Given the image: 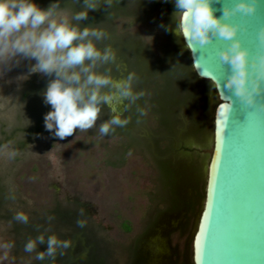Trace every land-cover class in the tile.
Returning <instances> with one entry per match:
<instances>
[{
	"label": "rangeland",
	"instance_id": "obj_1",
	"mask_svg": "<svg viewBox=\"0 0 264 264\" xmlns=\"http://www.w3.org/2000/svg\"><path fill=\"white\" fill-rule=\"evenodd\" d=\"M167 2L174 4V0ZM34 3L45 10L58 3L70 20L75 12L85 10L84 0ZM63 3L66 4L61 6ZM102 12L119 14L92 26L108 33V38L97 47L110 46L116 53V62L99 71L110 72L115 79L133 73V91L143 92L134 104L127 100L119 102L126 107L121 116L129 119L126 126L101 136L99 124L113 115L112 109L104 106L96 129L77 130L63 140L45 132H31L45 116L48 105L42 93L36 97L22 96L30 92L32 81L40 84L42 92L49 77L29 74L30 65L36 61L26 59L0 77V147L8 145L18 152L11 160L0 154V240L14 243L10 261L5 264H180L182 259L184 264H192L191 240L198 216L191 232L188 227L183 234L172 235L184 223V208L167 211L156 203L157 173L149 153L140 146H130L128 139L116 132L134 129L137 137L151 144L149 131L155 126L156 117L148 99L153 96L150 87L156 85L158 61L163 60L175 81L167 85L173 90L169 96L161 94L158 100L159 108L167 107L174 114L173 136L165 162L176 180L179 201L186 203L194 170L189 154L179 148L182 143L196 144V116L200 110L205 114V135L212 151V115L207 102L216 99L214 86L196 76L182 38L161 27L170 25L175 29L174 11L162 5L155 7L151 0H114L111 8L101 0L98 10L88 11V18ZM83 22L71 20L80 27ZM134 114L141 120L136 125L131 120ZM41 127L45 128L44 122ZM203 159L202 155L201 175L205 179L208 160L204 164ZM155 208L158 210L148 223ZM17 212L29 217L27 224L14 219ZM78 220L85 221L86 226L79 227ZM41 234L46 239L55 234L70 241V247L62 254L58 252L55 259L36 260V252H25L24 247L29 239ZM134 239L137 244L133 258L126 262L122 247ZM46 247L40 244L36 251H45Z\"/></svg>",
	"mask_w": 264,
	"mask_h": 264
},
{
	"label": "clouds",
	"instance_id": "obj_2",
	"mask_svg": "<svg viewBox=\"0 0 264 264\" xmlns=\"http://www.w3.org/2000/svg\"><path fill=\"white\" fill-rule=\"evenodd\" d=\"M79 2V0H77ZM114 0H102L103 5L111 8ZM173 22L175 29L164 26L166 31H173L183 38L185 47L193 53V45L203 47L216 37L230 41L228 48L220 52L224 64L230 65L231 74L223 87L233 92L236 97L249 105L255 103V92L259 86H248L249 53L237 37L239 25L226 22L235 13L251 15L256 12L255 0H238L235 7L225 6L222 15L217 16L213 0H174ZM84 9L72 15L71 20L80 22L88 18L89 10H98L101 0H84ZM69 15L62 12L58 3L51 4L46 10L41 9L34 0H0V77L22 60L32 61L30 73H40L49 77L43 100L51 110L44 116L45 129L61 140L72 136L77 130L87 132L97 128V121L104 106L112 109L113 115L99 124L101 136H109L117 127H124L130 121L121 118L122 113L114 107L116 100H127L134 104L143 92L133 91L136 79L133 73L126 78L115 79L110 72L102 73V67L116 62V53L110 47L98 48L97 44L108 38V33L99 28L79 27L71 23ZM197 71V62L192 65ZM198 72V71H197ZM199 73V72H198ZM216 90L220 84L212 76ZM20 77L18 79H24ZM225 114L230 104H225ZM145 114L142 109H138ZM219 126L220 121H217ZM0 154L14 159L18 152L10 150L8 145L0 147ZM15 199V196L12 197ZM14 219L28 223L29 217L17 212ZM52 217H49L51 220ZM79 227H85V221L78 220ZM46 244L45 251H36L38 245ZM12 242L0 240V264L10 261ZM70 247V241L62 240L55 234L38 235L29 239L24 247L28 253L36 252V260L55 259L58 252Z\"/></svg>",
	"mask_w": 264,
	"mask_h": 264
},
{
	"label": "water",
	"instance_id": "obj_3",
	"mask_svg": "<svg viewBox=\"0 0 264 264\" xmlns=\"http://www.w3.org/2000/svg\"><path fill=\"white\" fill-rule=\"evenodd\" d=\"M237 2L213 0L216 15ZM255 2L254 14L237 12L226 19L239 25L236 38L249 53L248 86L250 90L259 86L254 104L241 101L223 87L231 67L222 62L220 52L230 41L216 37L203 47L194 44L193 53L188 50L191 66L195 59L197 71L212 76L221 86L220 93L211 79L202 78L192 67L198 78L213 84L217 96L207 102L212 115V151L203 204L192 233V264H264V0ZM115 102L113 107L124 114V104ZM229 103L232 107L225 114L224 105Z\"/></svg>",
	"mask_w": 264,
	"mask_h": 264
},
{
	"label": "trees",
	"instance_id": "obj_4",
	"mask_svg": "<svg viewBox=\"0 0 264 264\" xmlns=\"http://www.w3.org/2000/svg\"><path fill=\"white\" fill-rule=\"evenodd\" d=\"M151 1L153 3V6L155 7L157 5H162L163 7L169 10L175 11V4H170L167 2V0H151ZM65 4L63 3L60 5L63 6ZM118 14L119 13L107 14L106 12H102L97 16H92L87 20H84V22L81 24V28L87 26L92 28V26H94L96 23L102 20H106V21L112 20ZM172 75L173 74L170 67L166 66L163 60L158 61L156 75H155L156 77L154 78L156 83L155 85L156 88L154 86L150 87V89L152 88V92L150 91V93L153 96L150 99H148V101H150L149 108L151 112L155 114L156 117V124L151 129V131H149L150 137L148 139L151 142V144L148 145L147 143H145V140H142L139 137H137L134 134V129H128L125 131L117 130L116 133L124 135L128 139L130 146L131 145L140 146L149 153L157 173L156 176L157 189L154 195V199L156 200V203L161 204L163 206L162 209L167 211L177 210L180 207L184 208L185 211L184 223L180 228H177L175 231L172 232V235H174L175 233L181 235L185 232L186 228L188 227L190 228L189 232H191L195 222V218L199 215L200 210L202 208L204 191H205V179L204 176L201 175L202 163L200 161V158L203 155L204 156L203 162L204 164L207 163V160H209L211 154L208 152L209 150L211 151V144L209 145V143L207 142V136L205 135V114L202 113V111L198 110L196 116V121H197V131L195 136L196 146L194 144L182 143L179 148L180 150L189 154L194 170L193 172L194 178L192 183L190 184L189 192L187 193L186 196L187 201L186 203H181L179 201V197L176 192V180L172 172L168 168V165H166L167 162H165V160L168 159V153H166V150L169 144L171 143V139L173 136L171 130L174 121V114L167 107L161 109L158 106L159 95L167 93V95L169 96V93L173 91L171 87L170 88L167 87V85L171 83L172 84L175 83V81H173L174 79L172 78ZM48 80L49 78L42 85L43 91L46 89ZM30 87H31L30 92L23 93L22 97L24 96L29 97L31 94H33L34 97H36L41 93H43V91L40 92V84L37 85L32 81ZM215 96H216V92H215ZM166 101H167L166 103H169L168 99H166ZM131 120H133V125H136L141 122L140 118L136 114H134V117L131 118ZM31 132H46V129L42 128L41 125L38 123L36 127H34V130L33 129L31 130ZM0 143H2L1 140ZM20 145H22V143ZM157 210H158L157 208L154 209V212L152 216L149 218L148 223L151 222L152 218H154ZM126 229L128 230L129 227L126 226ZM136 244L137 241L136 239H134L129 245H127L126 247H122V253L123 255H126V262L132 260L133 253L136 248ZM179 261L180 264L182 263L184 264V259Z\"/></svg>",
	"mask_w": 264,
	"mask_h": 264
},
{
	"label": "flooded vegetation",
	"instance_id": "obj_5",
	"mask_svg": "<svg viewBox=\"0 0 264 264\" xmlns=\"http://www.w3.org/2000/svg\"><path fill=\"white\" fill-rule=\"evenodd\" d=\"M117 102V104L119 103V101H116ZM109 108V107H108ZM51 109V106H47V112H49V110ZM109 110H111V108H109ZM47 112H45V113H47ZM43 122H44V117L39 121V124L42 126V124H43ZM45 129V128H44ZM37 133H44V132H37ZM45 133H47L49 136H51L52 138H54L53 136H52V133H50L49 131H47L46 130V132ZM129 143V142H128Z\"/></svg>",
	"mask_w": 264,
	"mask_h": 264
},
{
	"label": "snow or ice",
	"instance_id": "obj_6",
	"mask_svg": "<svg viewBox=\"0 0 264 264\" xmlns=\"http://www.w3.org/2000/svg\"><path fill=\"white\" fill-rule=\"evenodd\" d=\"M230 104V103H229ZM231 105V104H230ZM232 107V105H231ZM221 116L224 117V113H221ZM225 123H227V118H225Z\"/></svg>",
	"mask_w": 264,
	"mask_h": 264
}]
</instances>
